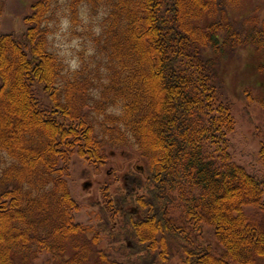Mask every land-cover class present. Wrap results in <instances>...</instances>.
I'll list each match as a JSON object with an SVG mask.
<instances>
[{"label": "trees", "instance_id": "16d2710c", "mask_svg": "<svg viewBox=\"0 0 264 264\" xmlns=\"http://www.w3.org/2000/svg\"><path fill=\"white\" fill-rule=\"evenodd\" d=\"M53 1L34 0L24 33L0 31V264H264V177L229 152L221 75L248 49L264 56L259 9L237 14L255 0H70L75 25L81 6L104 15L92 40L104 67L75 72L51 51ZM120 150L141 157L146 179L107 205L126 250L113 259L76 222L67 177L72 155L102 164ZM204 227L219 254L194 241Z\"/></svg>", "mask_w": 264, "mask_h": 264}, {"label": "rangeland", "instance_id": "374dc122", "mask_svg": "<svg viewBox=\"0 0 264 264\" xmlns=\"http://www.w3.org/2000/svg\"><path fill=\"white\" fill-rule=\"evenodd\" d=\"M33 2L34 0H6L0 31L3 34L24 33L25 19L32 13ZM70 4V0L53 1V21L50 24L53 31L50 37L51 51L61 57L71 72L81 70L83 63L91 60H95L91 69L97 67V64L103 68L102 59L101 62L94 59L92 43L95 35L100 33V24L104 18L102 11L91 13L88 7L81 6L79 23L75 25L71 20ZM256 8L259 10L253 18L257 23L264 21V0L246 3L237 14L241 17L248 16L251 10L254 11ZM221 75L233 105L235 120L234 131L229 136L231 144L229 152L234 162L245 168L248 173L264 177V164L259 160V151L264 141V106L260 103L264 101V56L257 57L252 49H248L232 60H224ZM92 118L95 124L99 123L98 116L93 114ZM68 166V186L80 206V212L76 213V222L93 227L96 233L101 234L98 251L106 253L113 259H120L126 250L122 248L120 242L115 243L112 239L116 237L120 226L118 214L113 219L110 214L112 209L107 205L115 195L126 194V185L136 189L139 182L145 183L144 162L136 153L120 150L109 153L102 164H95L75 154L72 155ZM138 168H141L139 169L141 173ZM129 174L138 177L137 181H127L126 177ZM86 183L90 186L85 187ZM248 211L250 212V208ZM259 219L264 224V213ZM107 221L111 223L113 233L111 238L102 232L103 227L100 226ZM192 232L194 241L210 245L217 254L221 252L213 230L204 227L199 233L195 230ZM46 259V256H41L38 264H43ZM171 264H179V255Z\"/></svg>", "mask_w": 264, "mask_h": 264}, {"label": "flooded vegetation", "instance_id": "af4514ba", "mask_svg": "<svg viewBox=\"0 0 264 264\" xmlns=\"http://www.w3.org/2000/svg\"><path fill=\"white\" fill-rule=\"evenodd\" d=\"M139 169H141V168H138V171H139ZM139 172L141 173V171H139ZM126 179H127V181H129V182H130V181H132V182H136L137 179H138V177L129 174V175H127Z\"/></svg>", "mask_w": 264, "mask_h": 264}, {"label": "water", "instance_id": "95a60500", "mask_svg": "<svg viewBox=\"0 0 264 264\" xmlns=\"http://www.w3.org/2000/svg\"><path fill=\"white\" fill-rule=\"evenodd\" d=\"M89 186H90L89 183H86V184H85V187H89Z\"/></svg>", "mask_w": 264, "mask_h": 264}]
</instances>
